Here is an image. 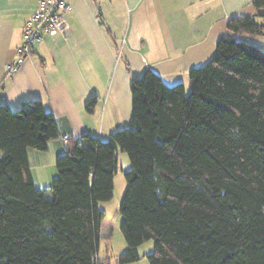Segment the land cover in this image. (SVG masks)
<instances>
[{"label": "trees", "instance_id": "trees-1", "mask_svg": "<svg viewBox=\"0 0 264 264\" xmlns=\"http://www.w3.org/2000/svg\"><path fill=\"white\" fill-rule=\"evenodd\" d=\"M252 5L264 20V0ZM244 35L263 36L264 23L231 18L189 89L146 70L132 82L131 125L69 141L49 189L35 185L27 152L58 138L54 116L40 102L0 105V264H108L99 203L113 198L119 152L131 162L120 264L147 241L151 264H264V52Z\"/></svg>", "mask_w": 264, "mask_h": 264}, {"label": "crops", "instance_id": "crops-1", "mask_svg": "<svg viewBox=\"0 0 264 264\" xmlns=\"http://www.w3.org/2000/svg\"><path fill=\"white\" fill-rule=\"evenodd\" d=\"M39 1L0 0V105L17 112L40 102L56 120L58 138L45 152H27L40 189L51 187L69 141L86 135L107 141L131 125L132 82L146 70L168 87L188 89L190 71L215 55L231 18L264 23L252 0H72L71 30L43 34L33 56L9 77L7 66L24 42L25 23ZM256 40L246 41L257 46ZM92 99L97 103L88 112ZM66 136L69 141H62Z\"/></svg>", "mask_w": 264, "mask_h": 264}, {"label": "rangeland", "instance_id": "rangeland-1", "mask_svg": "<svg viewBox=\"0 0 264 264\" xmlns=\"http://www.w3.org/2000/svg\"><path fill=\"white\" fill-rule=\"evenodd\" d=\"M240 39L245 41L253 37L244 35ZM259 39L261 40L257 37V46L260 44L264 50V37ZM118 156H120L119 169L114 178L113 198L110 201L99 203L100 209L105 213V219L100 227L98 258L107 261L108 264H120L119 257L127 250V243L121 231L120 206L126 191L125 173L131 169V162L127 153L119 152ZM153 252L154 242H145L139 247L140 259L130 264H151L149 256Z\"/></svg>", "mask_w": 264, "mask_h": 264}, {"label": "built area", "instance_id": "built-area-1", "mask_svg": "<svg viewBox=\"0 0 264 264\" xmlns=\"http://www.w3.org/2000/svg\"><path fill=\"white\" fill-rule=\"evenodd\" d=\"M72 0H40L24 26V42L17 49L16 57L7 66V73L12 77L21 65L34 54V47L43 34L63 35L71 30L68 17L73 11ZM1 98V97H0ZM69 141V137L61 139Z\"/></svg>", "mask_w": 264, "mask_h": 264}]
</instances>
